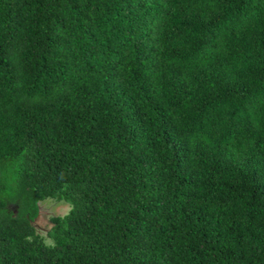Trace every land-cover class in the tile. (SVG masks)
<instances>
[{
  "label": "trees",
  "instance_id": "obj_1",
  "mask_svg": "<svg viewBox=\"0 0 264 264\" xmlns=\"http://www.w3.org/2000/svg\"><path fill=\"white\" fill-rule=\"evenodd\" d=\"M0 264H264V0H0Z\"/></svg>",
  "mask_w": 264,
  "mask_h": 264
},
{
  "label": "rangeland",
  "instance_id": "obj_2",
  "mask_svg": "<svg viewBox=\"0 0 264 264\" xmlns=\"http://www.w3.org/2000/svg\"><path fill=\"white\" fill-rule=\"evenodd\" d=\"M40 211L37 218L34 221V225L39 228V233L44 237L46 241H49L47 232L49 231L50 216L63 214L68 210V204L64 202H58L54 199H45L39 203Z\"/></svg>",
  "mask_w": 264,
  "mask_h": 264
},
{
  "label": "clouds",
  "instance_id": "obj_3",
  "mask_svg": "<svg viewBox=\"0 0 264 264\" xmlns=\"http://www.w3.org/2000/svg\"><path fill=\"white\" fill-rule=\"evenodd\" d=\"M71 211V209L69 210V212ZM68 215V212H65L62 216H58V219H63L65 216Z\"/></svg>",
  "mask_w": 264,
  "mask_h": 264
}]
</instances>
